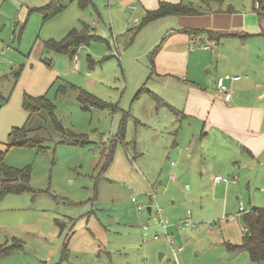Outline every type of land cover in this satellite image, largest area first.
Masks as SVG:
<instances>
[{"label":"rangeland","instance_id":"374dc122","mask_svg":"<svg viewBox=\"0 0 264 264\" xmlns=\"http://www.w3.org/2000/svg\"><path fill=\"white\" fill-rule=\"evenodd\" d=\"M183 1L209 11L199 0ZM47 2L0 0V107L14 95L18 82L10 68L24 70L30 57L32 68L28 65L27 69L32 70L25 72L18 85L31 95L45 94L57 119L54 123L46 109L27 119L26 129L43 138L34 146L7 149L8 133L0 137L4 162L30 171V189L0 197V244L17 240L21 245L0 257V264H256L245 250L230 251L225 245L241 242L244 228L237 208L241 201L248 204L247 191H231L228 205L222 201L220 205L219 190L215 196L201 194L200 184L210 187L213 175L203 178L198 162L190 170L183 164L186 138L182 126L186 124L148 92L155 86L159 89V84L148 79L149 53L142 54L156 33L143 26L126 44L129 33L122 34L121 27L123 18L138 14L137 9H129L132 3L123 0H92L83 8L77 0H67L59 15L44 21L35 8ZM228 5L250 11L246 12L248 27L260 28L253 0H223L210 7ZM206 14L201 22H194L199 32L215 15ZM161 21L157 30L167 20ZM85 25L101 39L79 45L72 58L44 48L45 40H60L70 29ZM227 27L224 20L217 28ZM205 44L199 41L192 50L203 51ZM4 45L9 47L1 53ZM216 47L204 50L207 56L199 58L208 62L210 72L216 63L212 54ZM192 55L191 62L195 60ZM259 55L256 52L250 60L257 70L262 65ZM73 86L94 94L105 106L85 107ZM71 132L83 135L84 142ZM161 220H167V229ZM185 220L189 223L178 224ZM178 247L182 250L176 251Z\"/></svg>","mask_w":264,"mask_h":264},{"label":"crops","instance_id":"0c3cea01","mask_svg":"<svg viewBox=\"0 0 264 264\" xmlns=\"http://www.w3.org/2000/svg\"><path fill=\"white\" fill-rule=\"evenodd\" d=\"M108 1L111 3L112 0ZM123 1L132 3L129 9L138 11V14L122 20L125 22V25L124 23L121 25L124 30L122 34L129 33V37L125 39L126 44L132 42L136 26L147 10L156 9L160 1L184 2L183 0ZM199 1L209 7V11L197 8L204 16L170 15L174 16V19H165V16L144 25V27L150 26L149 30L152 34L156 33L147 40L148 46L143 50L142 55L149 53L148 79L153 78L159 84V89L156 88L157 86L146 88L153 98L157 96L161 99L163 105L169 107L174 115L182 118V124H186V127L182 126L184 141L186 138L182 146L183 164L186 163L190 170L191 165L198 162L203 178L213 175L210 187L204 188V182L200 184L201 187L198 189L201 194L215 196L219 190L222 195L220 205L221 201L228 205L231 204L229 200L233 199L231 191L240 190V193L247 191L249 195L247 207H264V34L261 33L263 24L259 21L260 28L258 25L249 28L250 15L246 13H250L248 10L240 12L230 5L223 9L210 7L212 3L222 4L223 0ZM184 3L191 4V2ZM229 11L232 13L229 14ZM206 13L215 14L210 18L211 26L203 27L204 30H200L202 33L193 32L199 31L194 22H201L207 16ZM111 18L115 28V13ZM223 19L227 21L228 27L217 28L222 25ZM161 20H167L164 21L166 24L164 26L162 24V28L157 30L163 22ZM237 20L240 23H236ZM130 23L135 25L130 28ZM220 34L231 35L219 37ZM190 41L194 43L190 45ZM199 41H206L203 51H193L194 44ZM221 42L223 45H220ZM246 43L247 46L244 47ZM208 45L210 46L205 47ZM214 45L217 47L212 54H215L216 63L214 71L210 72L208 62L199 58L206 57L208 53L204 50L212 51ZM256 52H259L260 55L257 57L262 62L261 69L258 70L250 63ZM190 55L195 58L192 62ZM29 63L31 58L27 57L24 70L22 69L14 88L13 96L18 95L15 101L11 94L7 102L0 107V137L9 133L12 126L27 124L28 113L22 107V94L26 89L18 84L25 72L32 70L27 69L28 65L32 68ZM226 73L242 76L239 80L228 82L231 94L229 100H224L222 93L216 87L217 78ZM145 83L141 88H144ZM221 174L229 178L227 182L214 181V176ZM173 177L171 174L170 178ZM212 202L208 203L211 205ZM201 203L203 204V201ZM243 206L247 211L246 206L244 204ZM237 211L240 212L239 204ZM237 215L241 218V213ZM160 254L159 259L163 256L162 253Z\"/></svg>","mask_w":264,"mask_h":264},{"label":"trees","instance_id":"16d2710c","mask_svg":"<svg viewBox=\"0 0 264 264\" xmlns=\"http://www.w3.org/2000/svg\"><path fill=\"white\" fill-rule=\"evenodd\" d=\"M92 0H77L80 7H86ZM67 0H48V2L40 7L35 8L41 15L44 21L61 13L66 7ZM258 2V3H257ZM257 3V4H256ZM256 5V6H255ZM254 9L262 22L261 33L264 34V0H255ZM200 12L192 4L184 2L171 3L160 1L158 7L154 10H147L142 16L137 29L144 25L165 16H186V15H200ZM199 32V31H193ZM201 32V31H200ZM231 34H220L219 37L229 36ZM101 39V37L89 33L87 25L81 29L72 28L60 40L48 39L44 41V48L52 50L56 53L68 54L71 58L76 54V51L81 44H89L92 40ZM22 67L10 68L9 73L15 79L20 76ZM77 91V99L85 107L88 105L105 106V103L97 98L94 94L80 88L73 86ZM154 100L158 105H162L161 99L154 96ZM166 104V103H165ZM22 107L28 113V119L32 114H36L40 109H46L54 123L57 119L53 113L54 105L47 99L45 94L31 95L27 92L22 96ZM124 122L120 124L119 135L123 136ZM72 137L84 142V136L71 132ZM43 138L37 134H31L26 125L12 126L10 129L7 140L6 148L14 146H34L40 143ZM68 140V139H67ZM6 152L0 150V197L7 193H21L30 189L29 186V168H15L7 165L4 162ZM242 222L244 225L243 235L239 244L230 242L225 243L226 248L230 251L245 250L249 259L253 263H260L264 261V207L252 206L247 211L241 213ZM17 240H15L16 242ZM13 243L8 245L6 243L0 244V257L8 255L15 250L21 248L20 244Z\"/></svg>","mask_w":264,"mask_h":264},{"label":"built area","instance_id":"2783aa9c","mask_svg":"<svg viewBox=\"0 0 264 264\" xmlns=\"http://www.w3.org/2000/svg\"><path fill=\"white\" fill-rule=\"evenodd\" d=\"M11 39L13 40V38H11ZM193 43H194V41H190V45H192ZM209 46L210 45L205 46V47H209ZM8 47H9V45H4L1 48V53H3L4 52V49L5 48H8ZM74 60H75V67H76V57H74ZM9 63L11 64V61H9ZM241 77L242 76L241 75H238V74L231 75V74L226 73V74H223V75H221V76H219L217 78V80H216V87H217L218 91H220L222 93L224 100H229L230 99V96H231L230 90H229V86H228V82L229 81H232V80H239V79H241ZM234 177L237 178L236 176H234ZM221 180L226 181V182L228 181L227 178H222L220 175H215L214 176V181L215 182H219ZM132 201L133 202H136L135 198H132ZM137 207H138V209H141V205L138 204ZM239 211H240V213H243L245 211L244 208H243V205L241 203H240V206H239ZM188 215H189V212H188ZM160 223H161V226L163 227V229H167V226H168L167 220H161ZM182 223H184L186 225V224L189 223V221L188 220H185L184 222H182V221H179L178 222L179 225H182ZM163 234H165L166 237H167V239L170 241V243H172L173 240L171 238V235H169L167 233V231H165ZM157 238H158V236L155 235L154 236V239H157ZM178 250H181V247H178L176 249V251H178Z\"/></svg>","mask_w":264,"mask_h":264},{"label":"water","instance_id":"95a60500","mask_svg":"<svg viewBox=\"0 0 264 264\" xmlns=\"http://www.w3.org/2000/svg\"><path fill=\"white\" fill-rule=\"evenodd\" d=\"M147 210L150 211V207H147ZM160 255H161V254L159 253V257H160Z\"/></svg>","mask_w":264,"mask_h":264}]
</instances>
